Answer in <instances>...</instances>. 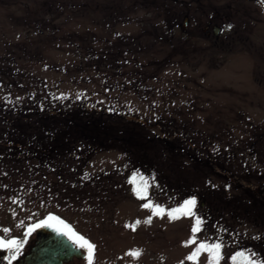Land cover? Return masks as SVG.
<instances>
[{
	"label": "rangeland",
	"instance_id": "374dc122",
	"mask_svg": "<svg viewBox=\"0 0 264 264\" xmlns=\"http://www.w3.org/2000/svg\"><path fill=\"white\" fill-rule=\"evenodd\" d=\"M154 1L0 0V233L52 214L92 264H207L187 257L217 237L220 264L264 262V0H202L188 35ZM134 175L165 209L196 198L197 244L193 218L143 223Z\"/></svg>",
	"mask_w": 264,
	"mask_h": 264
},
{
	"label": "snow or ice",
	"instance_id": "6c2138e0",
	"mask_svg": "<svg viewBox=\"0 0 264 264\" xmlns=\"http://www.w3.org/2000/svg\"><path fill=\"white\" fill-rule=\"evenodd\" d=\"M231 27L230 25L228 26ZM3 99L6 103L12 104L13 101L9 97H3L0 98ZM19 98H17L18 100ZM87 177V174H86ZM136 177L135 175L133 178L129 181V183L133 184V194L136 196V198L140 200H147L146 203H143L141 205L144 209H150L151 215L147 217L143 221L145 224H151L153 217H160L163 218L165 215L168 217L170 221L177 220L181 218H193L194 223L191 228V238L184 242V246H189L192 244H197V238L198 234L203 232L204 228V218H202L196 211L197 208V200L195 197L188 198L184 200L180 205H178L176 208L172 209H165L163 206L159 204H153L151 199L148 198V189L151 186L148 182V180L144 179L143 177H140V184L137 185L136 183ZM154 180V178H153ZM11 199L12 203H21L20 201H17L14 198ZM15 215V213H14ZM141 221L137 220L132 225H125L126 227H131L133 231H135L136 226L139 225ZM24 224L23 221L20 222V224L17 225V227H22ZM53 228L58 235L66 236L72 244L77 247L78 249L86 250L87 251V259L88 264H92V255L93 251L95 249V245L92 244L89 240H87L84 236L79 235L77 232H75L72 227L65 223L64 220L60 219L58 216L49 214L44 220H41L38 223H34L31 226H29L25 232V237L30 235L31 233L35 232L37 229L41 228ZM3 232L5 234H8L10 232V229L4 228ZM25 241H20L17 239H4L0 238V250H6L8 252V255L3 256L4 260L8 261V264H12L14 260L17 259V257L20 255V249L23 247V244ZM201 253H207L208 255V262L207 264H220V261L224 258L223 257V242L222 239L217 237L216 240L209 241L204 240L197 244V247L194 249V251L187 257V260L193 261L198 258V256ZM140 251H130L126 253V255L137 258L140 256ZM255 254H249L246 255L244 252H236L234 255L230 257L233 264H264V262H258L256 259H254Z\"/></svg>",
	"mask_w": 264,
	"mask_h": 264
},
{
	"label": "flooded vegetation",
	"instance_id": "af4514ba",
	"mask_svg": "<svg viewBox=\"0 0 264 264\" xmlns=\"http://www.w3.org/2000/svg\"><path fill=\"white\" fill-rule=\"evenodd\" d=\"M152 4H153L155 18L159 20L165 19L166 22L169 23V25H172V28H176L180 30L185 35L190 34V32L192 31L193 24L196 23L197 21L198 12L200 11L202 12V14H204L206 7L204 6V2H202V0H185L182 2H178L176 0H156ZM209 5L211 4L209 3ZM228 8H232L233 10H236L237 7L234 6L232 7L231 5H229ZM262 10L264 12V6L262 7ZM219 13L220 12H218V14ZM200 18L201 17H198V20ZM200 22L202 24L203 20H200ZM204 22L205 25L201 27V30L203 34L206 36V41L209 42L210 39H215L217 41H220L225 31L224 27H220L218 23L214 22L213 20L206 19ZM160 35L161 34H159L158 36L156 34L157 38L161 39ZM167 39H170V37H167ZM189 43L188 45H190ZM0 238L17 239V235L16 232L8 235L0 233ZM25 239L26 242L24 243V246L27 247H25L24 250L20 249V255L17 257L16 260L12 262V264H16L19 260H23L25 256L30 252L36 241V235H35V240L31 238V234H30L29 238L23 237V240L21 241H25ZM65 246L67 248V252L63 251V256L66 260L64 261V264H82V262L88 260L87 251L75 247L67 237H66ZM2 254L6 256L8 255V252L6 250H0V255ZM68 254H74V255L72 257H69L70 255ZM0 263L8 264V261L7 260L4 261L3 259L0 258Z\"/></svg>",
	"mask_w": 264,
	"mask_h": 264
},
{
	"label": "water",
	"instance_id": "95a60500",
	"mask_svg": "<svg viewBox=\"0 0 264 264\" xmlns=\"http://www.w3.org/2000/svg\"><path fill=\"white\" fill-rule=\"evenodd\" d=\"M65 245L66 237L58 235L53 228L38 229L35 245L16 264H64L63 251L67 252ZM68 255L72 257L74 254Z\"/></svg>",
	"mask_w": 264,
	"mask_h": 264
}]
</instances>
